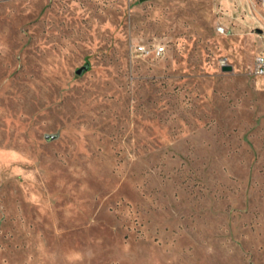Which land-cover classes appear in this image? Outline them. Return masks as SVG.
<instances>
[{"label":"rangeland","instance_id":"374dc122","mask_svg":"<svg viewBox=\"0 0 264 264\" xmlns=\"http://www.w3.org/2000/svg\"><path fill=\"white\" fill-rule=\"evenodd\" d=\"M263 33L264 0H0V264H264Z\"/></svg>","mask_w":264,"mask_h":264},{"label":"built area","instance_id":"2783aa9c","mask_svg":"<svg viewBox=\"0 0 264 264\" xmlns=\"http://www.w3.org/2000/svg\"><path fill=\"white\" fill-rule=\"evenodd\" d=\"M262 40H261V44L263 46V51L255 56L253 58V73L256 75V76H264V33L262 34ZM154 53L156 55H162L164 53V50L165 48L162 47L161 45H156L154 46ZM136 52L140 53V54H146V53H149V50L142 46V45H138L136 46Z\"/></svg>","mask_w":264,"mask_h":264},{"label":"water","instance_id":"95a60500","mask_svg":"<svg viewBox=\"0 0 264 264\" xmlns=\"http://www.w3.org/2000/svg\"><path fill=\"white\" fill-rule=\"evenodd\" d=\"M80 72H81V70H78V71H77L78 74H79ZM46 140H47V141H50V140H52V137L47 136V137H46Z\"/></svg>","mask_w":264,"mask_h":264},{"label":"bare ground","instance_id":"6f19581e","mask_svg":"<svg viewBox=\"0 0 264 264\" xmlns=\"http://www.w3.org/2000/svg\"><path fill=\"white\" fill-rule=\"evenodd\" d=\"M229 5H230V4H229ZM229 5H228V6H229ZM231 13H232V12H231Z\"/></svg>","mask_w":264,"mask_h":264}]
</instances>
